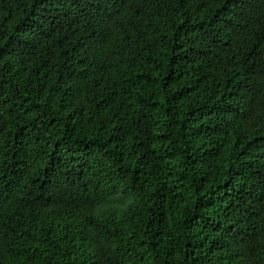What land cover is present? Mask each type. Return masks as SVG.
<instances>
[{
  "label": "trees",
  "instance_id": "trees-1",
  "mask_svg": "<svg viewBox=\"0 0 264 264\" xmlns=\"http://www.w3.org/2000/svg\"><path fill=\"white\" fill-rule=\"evenodd\" d=\"M0 264H264V0H0Z\"/></svg>",
  "mask_w": 264,
  "mask_h": 264
}]
</instances>
